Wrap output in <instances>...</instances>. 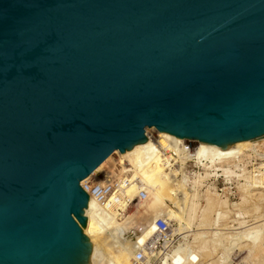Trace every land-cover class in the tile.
<instances>
[{"label": "water", "instance_id": "water-1", "mask_svg": "<svg viewBox=\"0 0 264 264\" xmlns=\"http://www.w3.org/2000/svg\"><path fill=\"white\" fill-rule=\"evenodd\" d=\"M151 127L264 135V0H0V264H89L81 182Z\"/></svg>", "mask_w": 264, "mask_h": 264}, {"label": "bare ground", "instance_id": "bare-ground-1", "mask_svg": "<svg viewBox=\"0 0 264 264\" xmlns=\"http://www.w3.org/2000/svg\"><path fill=\"white\" fill-rule=\"evenodd\" d=\"M146 132L148 140L145 144L135 147L128 153H120L116 150L103 160L93 174L81 182L84 184L87 180L104 181L115 173L123 175V173L132 172L133 179L140 176L148 184V187H146L147 196L145 198L140 197V187L138 185L132 184L126 189L124 194L131 199L132 204L124 208L123 213H118L115 209L104 211L102 205L98 203L94 197L90 196L88 228L83 227V232L88 235L89 242L92 246L89 264H100L101 258L105 259V257L108 264H140L137 260L136 251L148 240L159 239L156 226V220L158 218L165 217L172 227L176 224L178 228L174 227L173 229L175 231H181L182 234L184 228L192 227L195 224L196 214L201 208V204L199 203L201 187L204 184L203 181H207L211 176H214L212 172L218 175V172L222 171V175H225L229 180L232 176H240L241 174L238 171L241 172V170H245L246 165L258 157L262 159L260 168L264 167V149H262L264 147V135L256 139L247 140V145L235 144L233 147L225 150H219L215 146L198 141L194 153L196 154L194 158L195 163H188L185 167H188V169H190V167H199L200 169L203 167L205 170L204 173L195 170H190L191 172H185L183 170V175L181 177L171 179L164 171V167L161 165L159 159L150 156L149 149L152 148V144L155 141L165 145L167 139L171 140L178 137L158 131L154 127L148 128ZM185 160L187 159H184V161ZM190 160L192 161V157H190L189 161ZM104 165L106 168L100 169ZM129 166H131L130 169H128ZM175 173L178 176V172ZM191 173L196 176V179L192 182V186L188 184V177ZM263 176V172L261 173V177L260 175L250 176L245 184V192L251 195L252 192L260 190L258 193L254 192L252 195L263 198ZM213 189L214 188L210 185V189L207 191V205L205 208H201L202 214L197 226L209 227L216 225L220 219H226L228 217V211L224 209L230 206L229 202L227 200H217L219 193ZM215 197L216 199L214 200ZM131 206H133V208L130 210ZM215 209L218 210V218L215 217L216 219L212 220L210 214ZM257 209L256 207L255 210ZM240 224L244 226L245 222H241ZM122 233L126 235L124 236L125 238L128 235L127 238L129 239L126 241L129 240L131 244H129V249L124 248V245L120 243ZM258 233L259 232L256 233L257 235L254 233V236L248 234L249 236L246 235L247 237L245 239L253 244L251 247L254 250V256H259L264 253V246L261 241L263 235ZM218 234L220 233L218 232ZM217 237L211 239L213 247H217L219 243L216 240L218 239ZM196 238L201 240L202 249L205 250L207 241L203 240V234L198 233ZM126 241L124 242L127 244ZM225 247L226 246H224V248ZM183 248L185 249V247ZM252 248L250 249L252 250ZM189 253H187V251L183 252L181 247H179L169 256L171 264H202L201 261H196L194 256H191ZM203 254H205L206 257H210L212 253L205 250ZM169 257H165L166 259L163 264H170L168 263ZM101 263L103 264L102 261Z\"/></svg>", "mask_w": 264, "mask_h": 264}, {"label": "rangeland", "instance_id": "rangeland-1", "mask_svg": "<svg viewBox=\"0 0 264 264\" xmlns=\"http://www.w3.org/2000/svg\"><path fill=\"white\" fill-rule=\"evenodd\" d=\"M262 149H264V147ZM261 162H262V159H260L259 157L257 159L252 160L251 162H249L246 165L245 170H241V172L238 171L241 174L240 176H238V177L232 176L229 179L230 183L234 184L235 188L237 189V190L234 189V191H236V193H234V196H232L231 198H230V194L233 192L231 191V187L227 184L228 181L226 182V184L224 186V189H223L224 192H220V190L218 189V186L216 185L215 179L212 178L213 176H211L207 181H203L204 184L201 187V194H200L201 196L199 197L200 198L199 203L201 204L200 207L201 208L206 207V205H207L206 204L207 203V201H206L207 200L206 199L207 198V191L210 189V185H211L212 188H214L213 190L216 191L217 193H219L217 200H220V201L227 200L229 202L230 206L228 208L224 209L225 211H228V213H227L228 217L226 219H220L218 221V224H216V225H212L209 227L206 226L207 228L197 226L198 222H200V216L202 214V209L200 208L196 214L195 224L192 227L184 228L183 234L181 231H179V230L175 231L173 229L174 227H177L176 224L174 225V227H172L169 223L170 228H171L170 231H171V236H172V244L168 248V251L161 252L159 254V255H161V259L159 261L147 260V262H145V261H140L137 259L140 262V264H163L164 260L167 257H169L171 254H173L174 251H176L179 247H181L183 252H186V251H187V253L190 252L189 254L191 256H194L196 261H199V262L201 261L202 264H211V263L212 264H264V253L262 255H259V256H254V250L251 247V246H253V244H251L250 242L245 240L247 237L246 235L251 234L254 236V233L256 234L257 232L261 233L263 235L262 237L264 238V234H263L264 233V228H263L264 227V196L262 198V197H259L256 195H252V194H254L255 191L252 192V194H251L252 196H251L250 193L249 194L246 193L245 189H244L245 184L247 182V179H249L250 176H252V175H258L259 176L260 175V177H261V173L262 172L264 173V167L260 168ZM105 168H106V166L104 165L100 169H105ZM190 168L193 169L194 167H190ZM195 171H200L201 173H204L205 170L203 169V167H201V169L199 167H196ZM219 172H221V175H222V171H219ZM219 172H218V175L220 174ZM212 173L215 176V172H212ZM195 177H196L195 175H189V177H188L189 183L188 184L190 186H192L193 180L196 179ZM263 178H264V176H263ZM227 180H228V178H227ZM258 191H260V190H257L256 192L258 193ZM215 199H216V197L214 198V200ZM256 207L258 208L257 210H255ZM132 208H133V206L130 207V210ZM239 208H240V210H239ZM217 216H218V210L215 209L210 214V218L212 220H215L216 218H218ZM241 222H245L244 226L240 224ZM249 226H251V227H249ZM260 230H261V232H260ZM218 232L220 234H218ZM198 233L203 234V240L207 241L205 250L210 251L212 253L210 257H206L205 254H203L205 252V250L202 249V242H201V240L196 238V235ZM124 236H126V235L122 233V238H121L122 241L120 240V243H122V245H124L123 246L124 248L129 249L128 248L129 244H130L129 240L126 241L127 239H129V238H127L128 235L126 238ZM228 236H231V237H228ZM214 237L218 238L216 240L219 242L218 245L219 244L221 245V246L219 245L220 247L218 245H217V247H213L211 239L212 238L214 239ZM263 238H261L262 239L261 241L263 242V246H264ZM152 239H154V238H152ZM220 239H222V240H220ZM226 239L227 240L229 239V240L227 241ZM124 241H126L127 244ZM150 241H151V239H150ZM148 242H149V240L146 243H148ZM115 245H119V244H115ZM224 246H226V247L224 248ZM183 247H185V249ZM250 248H252V250ZM158 256H157L156 260L159 259ZM105 259H106V257H105ZM105 259L101 258V261L103 262V264H108ZM101 261H100V264H102ZM168 263L171 264L170 257H169Z\"/></svg>", "mask_w": 264, "mask_h": 264}, {"label": "built area", "instance_id": "built-area-1", "mask_svg": "<svg viewBox=\"0 0 264 264\" xmlns=\"http://www.w3.org/2000/svg\"><path fill=\"white\" fill-rule=\"evenodd\" d=\"M195 140L175 138L167 139L166 144L163 145L160 142H153L152 148L149 149L150 156L158 158L161 165L164 167V171L171 178L181 177L183 170L185 172H191L186 164L195 163V150L197 147ZM192 157V161L190 159ZM184 159H187L184 161ZM152 160V159H150ZM131 166L128 167L130 169ZM175 172H178V176ZM215 175L212 178L215 179L216 185L220 192H224V186L228 181V185L231 187L233 193L230 194V198L234 196L235 186L227 180L225 175ZM193 175V173H191ZM138 185L140 187V197L145 198L147 196L148 184L142 179V177H136L133 179V173H123V175L112 174L104 181L87 180L84 184L81 183L82 187L87 191L89 196L94 197L98 203L102 205L104 211L117 210L118 213H123L124 208L132 204L131 199L125 196L124 192L131 185ZM237 190V189H236ZM157 234L159 235L158 240H151L146 243L137 251V259L140 261H159L161 259V252L168 251V248L172 244L171 228L169 222L164 218L160 217L156 220ZM169 242V243H168ZM164 250V251H163ZM159 255V256H158ZM158 256V260H156Z\"/></svg>", "mask_w": 264, "mask_h": 264}]
</instances>
